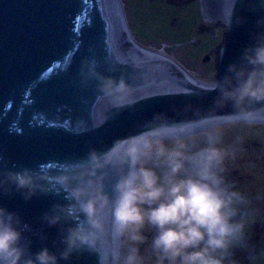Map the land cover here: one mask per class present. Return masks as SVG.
Segmentation results:
<instances>
[{"label":"water","instance_id":"obj_1","mask_svg":"<svg viewBox=\"0 0 264 264\" xmlns=\"http://www.w3.org/2000/svg\"><path fill=\"white\" fill-rule=\"evenodd\" d=\"M201 9L209 25L224 28L214 47L216 81L264 43V0H201ZM211 85L137 41L120 0H0V178L29 168L41 188L56 189L57 178L71 174L103 198L137 140L177 135L198 117L264 119V102L197 111L212 105ZM67 202L59 189L30 200L0 195V206L31 226L33 251L59 247L61 225L43 217ZM61 264L102 261L85 251Z\"/></svg>","mask_w":264,"mask_h":264},{"label":"clouds","instance_id":"obj_2","mask_svg":"<svg viewBox=\"0 0 264 264\" xmlns=\"http://www.w3.org/2000/svg\"><path fill=\"white\" fill-rule=\"evenodd\" d=\"M205 91L217 95L200 112L264 102V43L247 48ZM188 123L178 135L132 144L110 196L100 198L73 175H60L56 189L68 202L43 217L49 227L61 225L55 250L33 251L26 235L31 226L0 206V264H61L85 251L99 253L102 264H147L145 251L154 264H236L235 250L246 247L253 216L252 198L226 175L236 155L225 146L229 124L200 123L199 117ZM56 189L41 188L29 168L0 178V195L19 193L25 200Z\"/></svg>","mask_w":264,"mask_h":264},{"label":"rangeland","instance_id":"obj_3","mask_svg":"<svg viewBox=\"0 0 264 264\" xmlns=\"http://www.w3.org/2000/svg\"><path fill=\"white\" fill-rule=\"evenodd\" d=\"M123 1L128 26L139 42L151 48L163 47L164 52L184 63L204 82L215 81L214 47L222 41L224 28L205 21L201 0ZM148 13L152 15L150 19ZM182 16L193 25L187 22V27H180L177 22H182ZM156 26H162L165 31L156 32ZM226 123L229 129L225 146L236 153L235 158L227 161V178L252 198L253 219L247 229L246 247L236 249L234 259L236 264H264V123L242 120ZM146 235L151 238L150 231ZM145 255L147 264H154V258L146 251Z\"/></svg>","mask_w":264,"mask_h":264},{"label":"bare ground","instance_id":"obj_4","mask_svg":"<svg viewBox=\"0 0 264 264\" xmlns=\"http://www.w3.org/2000/svg\"><path fill=\"white\" fill-rule=\"evenodd\" d=\"M120 2H121V6H122V10H123V14H124V18H125V20H126V22L128 23V21H127V14H126V11H125V8H124V1L123 0H120ZM136 39V38H135ZM137 40V39H136ZM138 41V40H137ZM141 43V42H140ZM151 48V47H150ZM153 49H156V50H159V51H165L164 50V48L162 47V48H153ZM166 53V52H165ZM167 54V53H166ZM169 55V54H168ZM171 56V55H170ZM176 59V58H175ZM176 60H178V59H176ZM179 61V60H178ZM179 63L182 65V66H184L191 74H193L194 76H196V77H198L195 73H193L187 66H185V64L184 63H181L180 61H179ZM199 78V77H198ZM199 79H201V78H199ZM202 80V79H201ZM232 120H236V121H239V120H242V121H247V122H252V123H264V119H258V118H255V119H249V118H238V119H226V120H222V121H219V122H217V123H226V122H229V121H232ZM178 135V134H177Z\"/></svg>","mask_w":264,"mask_h":264},{"label":"trees","instance_id":"obj_5","mask_svg":"<svg viewBox=\"0 0 264 264\" xmlns=\"http://www.w3.org/2000/svg\"><path fill=\"white\" fill-rule=\"evenodd\" d=\"M148 15V17H147V19H150L149 17H151L152 15H151V13H148L147 14ZM182 18L183 19H181V21L182 22H177V23H179L181 26L180 27H187L188 25L186 24L187 22H189V25L190 24H192L191 22H190V20H189V18H187L186 16H182ZM189 20V21H188ZM149 21V20H148ZM163 23V20H161V24ZM203 23H204V21H203ZM146 25L148 26V22H146ZM193 25V24H192ZM174 26H176L177 27V25H174ZM157 27H159V28H157ZM175 27V28H176ZM151 28V27H150ZM178 28V27H177ZM159 29H161V30H163L162 29V26L160 27V26H156V32H158L159 31ZM160 30V31H161ZM177 30V29H176ZM163 31H165V30H163ZM167 31V30H166ZM167 32H169V31H167ZM263 224H264V221H263Z\"/></svg>","mask_w":264,"mask_h":264},{"label":"flooded vegetation","instance_id":"obj_6","mask_svg":"<svg viewBox=\"0 0 264 264\" xmlns=\"http://www.w3.org/2000/svg\"><path fill=\"white\" fill-rule=\"evenodd\" d=\"M257 219V218H256ZM255 220V219H254ZM259 222V219L257 220L256 224Z\"/></svg>","mask_w":264,"mask_h":264},{"label":"crops","instance_id":"obj_7","mask_svg":"<svg viewBox=\"0 0 264 264\" xmlns=\"http://www.w3.org/2000/svg\"><path fill=\"white\" fill-rule=\"evenodd\" d=\"M258 219H260V217ZM255 220H256V218H255ZM262 224H263V222H262Z\"/></svg>","mask_w":264,"mask_h":264}]
</instances>
